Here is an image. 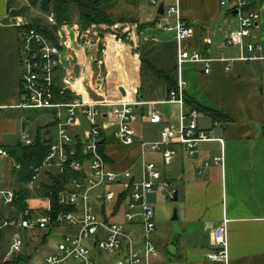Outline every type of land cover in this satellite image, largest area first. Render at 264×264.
I'll return each instance as SVG.
<instances>
[{"label":"crops","instance_id":"crops-1","mask_svg":"<svg viewBox=\"0 0 264 264\" xmlns=\"http://www.w3.org/2000/svg\"><path fill=\"white\" fill-rule=\"evenodd\" d=\"M104 1L102 11L115 29L126 36L130 45H124L107 34L100 37L98 43L94 35L96 38H92L87 47L91 52L87 58L84 48L72 35L71 47L65 51H75L82 80L90 85L102 82L98 84L102 89L99 94L86 87L87 100L100 102L125 98L138 103L134 109L139 118L133 127L135 138L131 147L117 145L113 129L107 124L103 127V154L114 170L131 169L139 176L143 162L162 164L159 153L143 151L140 146L141 143L157 141L164 127L178 124V106L162 103L167 98V87L156 73H163L175 85L181 82L188 101L223 118L219 122L213 121L209 114L200 112L203 116L198 120L199 129L222 143H202L198 157L191 159L181 147H177L174 162L162 168L164 179L170 183L173 194H177V201L171 202L167 193L159 192L147 199L154 207L156 221L153 235L157 248L155 264H218L206 260L205 255L211 249V230L220 225L224 216L228 220V264H264V0H252L260 19L248 41L259 49L254 54L258 59L246 62L238 60L240 52L237 47L221 48L223 41L238 27L235 13L221 8L219 0H179L177 16L172 17L158 14L159 8L163 12L171 0H159L158 10L148 0ZM7 6V0H0V150L6 153V149L20 142L23 130L29 131L30 124L39 116L36 111L22 110L17 106L22 94L19 33L9 23L5 24L9 21ZM177 19L195 29L187 48H200L206 37L213 42L208 55L213 59L209 74L203 72L202 66L190 63L178 69L175 33L159 27L172 28ZM100 43L106 47L105 66L96 59L95 49ZM231 59L229 70L225 71L227 63L224 61ZM105 70L108 75L104 82L100 74ZM171 107L176 108L174 118L168 116ZM151 111L162 116L160 125L144 120ZM37 130L29 131L30 135L35 137ZM216 161L218 166L213 165ZM206 162L210 165L200 175L199 169ZM14 168V161L8 154L0 156V193L11 191L18 194L22 183ZM43 177L46 179L45 175ZM40 179L41 186L49 182ZM43 197L42 190L29 192L27 207L43 209ZM174 211L177 220H172ZM19 212V208L6 205L0 198V226ZM117 220L122 219L118 217ZM15 232L5 230L4 241L10 243ZM38 233L22 232L24 238L26 236L25 243L31 246L30 242L36 240ZM60 242L52 236L45 244L40 242L28 264L43 261L59 247ZM29 245H25L26 248ZM42 248L48 251L39 255ZM6 253L8 255V249ZM102 260L113 264L111 257L98 258L97 262L103 263Z\"/></svg>","mask_w":264,"mask_h":264},{"label":"built area","instance_id":"built-area-1","mask_svg":"<svg viewBox=\"0 0 264 264\" xmlns=\"http://www.w3.org/2000/svg\"><path fill=\"white\" fill-rule=\"evenodd\" d=\"M148 1L158 10L159 0ZM178 1L171 0L162 14L167 17L177 16ZM219 5L235 13L238 27L223 41L221 48L237 47L240 52L238 60L243 62L258 59L254 54L259 47L248 41L252 31L258 28L260 19V13L253 8V1L219 0ZM44 18L48 25H56L52 14ZM7 19L19 33L18 62L22 94L17 106L26 111H49L51 120L56 123L53 128L57 134L56 139L49 137L52 140L50 151L42 165L34 170L32 180L25 187L31 193L42 190L38 182L41 174L48 178L47 174L56 177L66 173L68 177L67 183L56 196L58 211L52 207L49 194L42 199L43 209L27 208L4 220L0 230L16 231L8 245V256L23 252L22 232L45 234L53 229V232L57 231L61 235L59 247L35 264H65L68 261L75 264H112L104 260L103 263L97 262L98 258L107 256L111 257L113 264H155L157 248L153 241L156 228L154 207L148 204L147 199L156 192L173 197L171 185L164 179L162 168L174 162L177 147H181L191 159L198 157L202 143L222 141L199 129L198 120L203 115L197 109L187 106L184 101L185 88L179 82L162 101L163 104L178 106V124L176 127H164L157 141L140 144L143 151L159 153L162 164L143 162L139 176L131 169L114 170L102 152L103 127L107 124L113 129L117 145L131 147L135 138L133 127L139 118L134 109L138 103L125 98L117 101L103 99L100 102H91L85 98L86 87L98 94L102 89L98 86L96 90L89 82L75 79L73 73L62 64L61 52L71 47L72 35L77 38L72 24L59 26L56 31L57 44L54 45L45 34L31 26L28 16L13 15ZM159 27L175 33L178 69L190 63L202 66L205 74L210 73L213 59L208 55L213 42L209 37L203 39L200 48H187L186 44L195 32L192 25L177 19L172 28ZM112 36L117 39L116 35ZM246 53L251 55L245 56ZM232 61H224L227 63L225 71L229 70L228 65ZM77 82L82 83L84 92L74 89ZM59 83L63 90L73 94L71 101L54 102L55 89ZM144 120L153 125L163 122L162 116L155 111L149 112ZM33 142V135L23 130L20 143L28 147ZM0 156L6 157L7 153L0 150ZM218 164L216 161L213 165ZM209 165L208 162L204 163L198 173L201 175L202 170ZM15 196L11 191L0 193L3 203L9 206L13 205ZM118 217L122 219L120 222ZM227 224L228 220L224 216L220 225L211 230V249L205 255L206 260L218 264L229 263Z\"/></svg>","mask_w":264,"mask_h":264},{"label":"trees","instance_id":"trees-1","mask_svg":"<svg viewBox=\"0 0 264 264\" xmlns=\"http://www.w3.org/2000/svg\"><path fill=\"white\" fill-rule=\"evenodd\" d=\"M25 6L16 5V0H7V10L8 16H27L28 12L31 9H37L44 16L48 14H52L56 20V25L51 26L46 23L45 18H32L31 26L36 28L40 33L46 35L49 40L56 45L57 37L56 31L62 24L71 25L74 19V11L77 13L78 17V25L80 26L81 31H86L88 27L91 25H104L107 28L114 27L112 21L104 14L101 7L104 3V0H24ZM154 25V24H153ZM108 32V31H107ZM123 36V35H122ZM117 39L121 40L124 45H130L126 36L120 37L116 36ZM99 48V52H100ZM61 71V70H60ZM156 73V72H154ZM159 78H161L165 86L167 87V96L171 90L176 88L175 83H173L166 75L159 72L156 73ZM55 98L54 102H69L73 99V94L69 91H65L62 89L60 83L55 89ZM187 106L197 109L202 114H209L213 121L219 122L221 119V115H218L214 112L208 111L206 109L197 108L192 101H188L186 96L184 98ZM55 122H50L46 125L48 131L45 132L44 136H41L39 133L41 130H37V133L34 137V142L31 146H24L20 142L13 148L6 149L8 156L14 161L15 164V174L16 177L19 178L22 183L21 188L18 190V194L15 196L13 201V205L22 212L27 209V200L29 198V191L26 189L25 185L32 180V176L34 175V170L39 168L42 165V162L46 158L49 153V145L52 142L51 138H49V130L55 127ZM102 152H103V146ZM106 158V157H105ZM107 159V158H106ZM18 166V167H17ZM48 179L49 183L47 185H42V191L44 195L47 197L51 194V203L52 207L55 211L59 210V207L56 204V196L61 191L64 184L67 183L68 177L67 174H62L61 176H51L49 174ZM68 211V209H64ZM4 230H0V245L3 244ZM7 233V232H6ZM53 233V229H49L44 235H42V244H45L48 239L51 237ZM26 238V236H25ZM28 246V242L25 243ZM34 253H27L26 251L21 252L19 255L12 256L11 260L0 264H28L33 258Z\"/></svg>","mask_w":264,"mask_h":264},{"label":"rangeland","instance_id":"rangeland-1","mask_svg":"<svg viewBox=\"0 0 264 264\" xmlns=\"http://www.w3.org/2000/svg\"><path fill=\"white\" fill-rule=\"evenodd\" d=\"M158 3H159V1H158ZM16 5L25 6L26 4H25L24 0H16ZM27 16L30 19H32V18H44V15L41 14L39 12V10H37V9H33L30 12H28ZM73 17H74V19H73V22L71 24L73 26V30L75 32H77V38H76L77 43H78L79 46L84 48L85 56L87 58H90L91 52H90V50L87 47L90 46V42H91L90 40L92 38H96L97 37V40H98L97 42L99 43L100 37H103L104 34H107V36H109L111 34L112 35H116V36H119V38L123 37L122 33L120 31H118L117 29H115V27L114 28L113 27L112 28H107L104 25H100V26L91 25L90 27H88L86 29V31H81L80 26L78 25V22H77L78 21V17H77L76 11H74V16ZM94 35H96V37H94ZM63 39L65 40V37ZM99 48L101 49L100 52H99ZM78 50H80V49H78ZM105 50H106V47L103 44H101V43L98 44L96 49H95V52L97 54L96 59L99 62H102L104 66H105V64H104V61H105L104 60L105 59L104 52H105ZM72 51H73L72 53L71 52H67L65 50L62 51L61 55H60V59L62 61V64H63L64 68L69 69L71 72H72V70L74 68L73 75H74L75 79H81L82 78V75H80L81 69L77 65V61L75 59V55L76 54L74 53L75 51L74 50H72ZM80 58L82 59V56H80ZM81 59L78 60L79 63L81 62ZM68 62H69V64H68ZM100 75H101V77H100L101 81H103V79H104V82H105V80L107 78V75H108L106 70H105V72L103 74L101 73ZM101 83L102 82H100V81L98 82V84H101ZM98 84L92 83L91 86L94 89H96V88H98ZM74 89L78 90L80 93L84 92V90L82 89V83L81 82H77L76 85L74 86ZM105 89L107 91L109 90V89H107V87H105ZM115 101H117V100H115ZM170 109H171V113L168 116L170 117V115H171L172 117H170V118H174L176 116V108L171 107ZM36 112L39 114V116H38V118L36 119L35 122H32L30 124L29 131H31V130L33 131L36 128H38V130H41L39 134L41 136H44L45 132L48 131L47 128H45L46 125L49 122L52 121L51 120V116H50V112L49 111H45V112L44 111H36ZM48 133H49V135H48L49 137H52L54 140L56 139V135L57 134H56V132H55V130L53 128H51ZM44 175L45 174H41V176H39V177L43 179ZM45 177H46V179L44 178L43 182L47 183V181L49 179L47 178V176H45ZM38 182L41 183V179ZM167 202H168V200H167ZM168 203H170V202H168ZM154 222H155V226H156L155 219H154ZM171 224L172 223H170V225ZM42 235H44V234L43 233L36 234V236H37L36 240L34 242H30L31 246L29 245L28 248H26V246H25L26 239L24 238V246H23L22 251L25 250L27 253H29V252L32 253L33 252L34 253L33 255H35L36 249H38L40 247L39 244H40V242H42V237H43ZM51 236L56 242L61 240V235H59V233L57 231H54L51 234ZM8 244H9L8 240H5V242H3V244L0 245V255H1L0 263L6 262V261L12 259V256H8L7 253H6L7 249H8ZM36 245H37V247H36ZM35 247H36V249H35ZM46 251H48V250H46V248H42L41 249V253L39 252V255H42ZM65 264H75V263L72 262V261H68Z\"/></svg>","mask_w":264,"mask_h":264},{"label":"water","instance_id":"water-1","mask_svg":"<svg viewBox=\"0 0 264 264\" xmlns=\"http://www.w3.org/2000/svg\"><path fill=\"white\" fill-rule=\"evenodd\" d=\"M162 13V8H159L158 10V14H161ZM9 23V21H6L5 24ZM121 93L124 95V91L123 89H120ZM177 201V194L174 193L173 194V197L171 198V202H176ZM172 220H177V217H176V211L173 212V215H172Z\"/></svg>","mask_w":264,"mask_h":264}]
</instances>
